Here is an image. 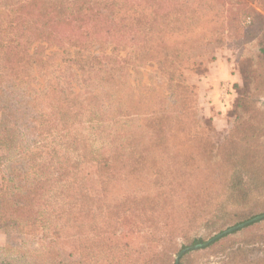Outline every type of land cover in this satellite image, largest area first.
I'll return each mask as SVG.
<instances>
[{
    "label": "trees",
    "instance_id": "16d2710c",
    "mask_svg": "<svg viewBox=\"0 0 264 264\" xmlns=\"http://www.w3.org/2000/svg\"><path fill=\"white\" fill-rule=\"evenodd\" d=\"M196 1L0 0V229L38 236L0 264H264V16ZM235 34L232 128L194 143L183 72Z\"/></svg>",
    "mask_w": 264,
    "mask_h": 264
},
{
    "label": "rangeland",
    "instance_id": "374dc122",
    "mask_svg": "<svg viewBox=\"0 0 264 264\" xmlns=\"http://www.w3.org/2000/svg\"><path fill=\"white\" fill-rule=\"evenodd\" d=\"M196 2H200L199 9L202 12H206L207 9H209L208 0H197ZM249 6H251L253 9H256L264 16V0H254L249 4ZM223 8H226V6H221L219 3H217V17L219 20L222 18V15L224 13ZM225 33L226 31H224V34ZM238 38V35H233L231 40H228L225 37L223 39L224 45L216 48L214 51L215 60H206L200 68H189L184 70L183 72L186 76L187 83L191 85L192 90L196 94L194 109L197 123L196 126L192 129V133L195 135V138H193L194 143H197L198 140L200 141V144H203L205 138H208L215 143H223L225 136L229 134L232 128L234 119L233 102L237 95L238 88L241 87L243 83L241 69L239 67L235 68L237 71L236 76L231 79L228 78V80L230 81L229 82L227 81L226 74L222 73L223 71L221 72L220 70L217 74L216 65L218 58H228L229 61H232L233 59L235 60V58L239 56L240 53L242 54L248 51L255 50V47H246L245 45H243L242 40H239ZM232 67L234 66L232 65ZM143 83H145V80H143ZM19 136L21 139L16 144H24L27 140L30 139L28 134H26L25 136L19 134ZM0 157L2 158V160L7 157L6 147L1 144ZM219 188L220 186L217 184V193H220L221 191L219 190ZM259 230L260 229H256L255 231ZM6 231L5 232L7 234H5L3 230L0 229V247H3L6 244V235L8 236L9 241H11L10 243H14L17 245L23 243V245L21 246L28 248L34 247L36 245L38 236H26L14 230ZM252 232L253 231L245 232L243 236L251 234ZM193 233H198V235H204L205 237L211 235V232L207 230L206 227H201L195 230ZM217 235H219V233H217ZM182 241L183 236L181 235V233L177 234V247L182 244ZM61 252L66 260H76L78 258V254L74 250L73 244L71 242L65 244ZM213 252V250H201L198 256L194 257L193 264H219V257L213 254ZM256 253L261 252L258 251Z\"/></svg>",
    "mask_w": 264,
    "mask_h": 264
},
{
    "label": "crops",
    "instance_id": "0c3cea01",
    "mask_svg": "<svg viewBox=\"0 0 264 264\" xmlns=\"http://www.w3.org/2000/svg\"><path fill=\"white\" fill-rule=\"evenodd\" d=\"M216 66H217V74H218V71H220V70H221V72L223 71L222 73L226 74L227 81H229L228 78L231 79L234 76H236L237 71L235 68L232 67L231 61H229L228 58H218ZM214 69H215V67H214ZM222 73H220V74H222ZM219 84H220V81H219Z\"/></svg>",
    "mask_w": 264,
    "mask_h": 264
}]
</instances>
